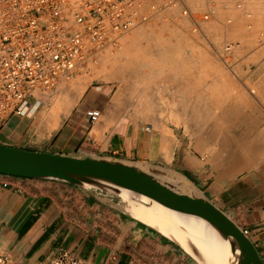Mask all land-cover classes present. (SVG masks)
<instances>
[{"label":"rangeland","instance_id":"1","mask_svg":"<svg viewBox=\"0 0 264 264\" xmlns=\"http://www.w3.org/2000/svg\"><path fill=\"white\" fill-rule=\"evenodd\" d=\"M243 2L186 0L191 15L179 6L158 11L118 47L62 78L42 105L53 114L69 96L75 104L88 87L109 84L135 122L167 138L165 157L151 163L187 176L201 190L228 171L235 156L263 164L264 9ZM233 42L231 59L218 55ZM213 131L218 137L210 138ZM225 134L231 144L225 145ZM141 207L137 201L124 210L135 216Z\"/></svg>","mask_w":264,"mask_h":264},{"label":"crops","instance_id":"2","mask_svg":"<svg viewBox=\"0 0 264 264\" xmlns=\"http://www.w3.org/2000/svg\"><path fill=\"white\" fill-rule=\"evenodd\" d=\"M246 1L264 9V0ZM110 88L88 87L69 110L52 114L41 104L30 115H13L0 128V142L62 155L162 160L167 138L135 122L126 100L113 98ZM90 110L101 115L92 119ZM224 139L225 145L233 141L226 134ZM232 161L203 190L249 230L264 261V163L251 166L236 156ZM3 181L8 185L0 182V248L20 264H47L61 249L90 264H193L176 244L127 215L112 195L56 180L4 175Z\"/></svg>","mask_w":264,"mask_h":264},{"label":"built area","instance_id":"3","mask_svg":"<svg viewBox=\"0 0 264 264\" xmlns=\"http://www.w3.org/2000/svg\"><path fill=\"white\" fill-rule=\"evenodd\" d=\"M185 2L0 0V128L13 115L32 114L62 78L97 60L101 52L118 47L127 32L158 11L179 6L182 14L191 15ZM237 5L242 7L241 2ZM236 44L228 43L218 55L231 59ZM88 114L97 119L101 112L90 110ZM3 176L0 182L8 185ZM244 231L249 235L248 229ZM0 264L20 263L0 248ZM47 264L90 263L61 249Z\"/></svg>","mask_w":264,"mask_h":264},{"label":"water","instance_id":"4","mask_svg":"<svg viewBox=\"0 0 264 264\" xmlns=\"http://www.w3.org/2000/svg\"><path fill=\"white\" fill-rule=\"evenodd\" d=\"M0 174L63 181L80 187L95 188L116 197L123 209L133 199L121 193L119 188L129 189L169 209L209 222L229 241L233 257L230 264H264L254 241L226 211L195 184L198 190L192 193L175 189L172 184L161 179L160 175L167 174L173 179H180L185 175L157 164L112 156L62 155L14 147L0 142ZM136 220L156 230L201 264L177 241L156 227Z\"/></svg>","mask_w":264,"mask_h":264},{"label":"bare ground","instance_id":"5","mask_svg":"<svg viewBox=\"0 0 264 264\" xmlns=\"http://www.w3.org/2000/svg\"><path fill=\"white\" fill-rule=\"evenodd\" d=\"M74 99L69 96L62 109L69 110L75 102ZM162 112L165 111L162 109ZM186 131L188 132L187 129ZM213 133L210 135L212 136ZM160 176L162 177L161 179L169 182L175 189L182 192L192 193L198 190L194 183L185 176H181L180 179H173L167 174H161ZM119 191L127 197H131L133 199L130 200L131 203L137 202L136 200L141 203L142 207L139 210L135 208L137 210L135 213L136 219L156 227L163 234L177 241L187 252L196 257L201 264L231 263L233 257L229 241L224 239L219 231L206 220L169 209L155 200L129 189L119 188ZM134 193L136 197H134ZM126 210L125 212L128 215L135 218L133 214Z\"/></svg>","mask_w":264,"mask_h":264}]
</instances>
